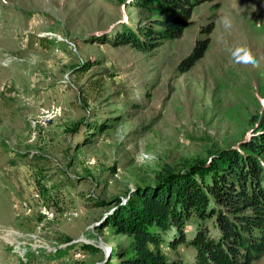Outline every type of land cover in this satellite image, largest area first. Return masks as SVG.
I'll list each match as a JSON object with an SVG mask.
<instances>
[{"label":"rangeland","instance_id":"374dc122","mask_svg":"<svg viewBox=\"0 0 264 264\" xmlns=\"http://www.w3.org/2000/svg\"><path fill=\"white\" fill-rule=\"evenodd\" d=\"M148 19L135 0H0V264H103L126 242L102 227L117 200L166 163L248 141L264 114V0L197 5L152 50L118 43Z\"/></svg>","mask_w":264,"mask_h":264},{"label":"trees","instance_id":"16d2710c","mask_svg":"<svg viewBox=\"0 0 264 264\" xmlns=\"http://www.w3.org/2000/svg\"><path fill=\"white\" fill-rule=\"evenodd\" d=\"M207 1L213 0H135L149 12L148 25L136 30L124 26L116 39L139 51L152 50L180 38L193 8ZM210 27L201 30L207 33ZM207 43L195 41L179 70L192 68ZM261 115L248 132V141L189 164L166 163L153 181L135 186L125 205L117 200V208L102 227L126 242L116 244L103 264H253L259 260L264 255ZM179 247L192 252L191 260L182 257Z\"/></svg>","mask_w":264,"mask_h":264},{"label":"built area","instance_id":"2783aa9c","mask_svg":"<svg viewBox=\"0 0 264 264\" xmlns=\"http://www.w3.org/2000/svg\"><path fill=\"white\" fill-rule=\"evenodd\" d=\"M59 113V110L56 108H51L50 110H48L45 114H44V121H48L49 119H51L55 114Z\"/></svg>","mask_w":264,"mask_h":264},{"label":"clouds","instance_id":"9594fccd","mask_svg":"<svg viewBox=\"0 0 264 264\" xmlns=\"http://www.w3.org/2000/svg\"><path fill=\"white\" fill-rule=\"evenodd\" d=\"M244 60L245 61H248V62H252L253 61V57H252L250 51L249 52H246V54L244 56Z\"/></svg>","mask_w":264,"mask_h":264}]
</instances>
